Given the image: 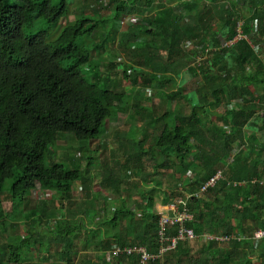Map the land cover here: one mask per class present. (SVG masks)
<instances>
[{
	"label": "trees",
	"instance_id": "trees-1",
	"mask_svg": "<svg viewBox=\"0 0 264 264\" xmlns=\"http://www.w3.org/2000/svg\"><path fill=\"white\" fill-rule=\"evenodd\" d=\"M72 1L0 0V224L9 228L4 194L20 204L39 186L59 199L51 207L43 201L28 218L24 215L26 234L16 233L9 236L11 244H1L0 264H264V235L255 237L264 233V141L245 133L247 124L264 119V0H208L209 5L112 0L115 30L122 17L143 15L142 25L130 24L121 34L134 56V65L120 63L121 68L114 61L95 65L94 54L101 56L115 40L100 36L108 22L97 15L96 6L73 13L74 21L50 38V27L71 15ZM155 4L156 12L146 15ZM239 31L243 38L225 47V37L233 41ZM190 42H198V50L186 49ZM183 58L190 63L186 71ZM194 75L202 77L200 85L180 95ZM163 79L169 80L170 91H162L161 100L187 98L189 106L178 99L157 112L136 101L134 114L144 113L158 132L147 147L148 139L137 142L130 155L140 163L145 158L154 172L185 169L179 173L186 179L172 183L166 194L185 195L176 212L186 207L192 218L165 228V238L176 243L160 254L168 245L161 240L157 196L143 193L133 207L122 198L121 203L104 198L111 214L93 229L87 220L95 223L99 196L92 199L74 153L64 150L65 158L58 161L51 153L61 134L87 145L105 133L117 110L131 108L133 97L122 81L158 87ZM210 105L226 106L218 117L226 128L215 123L218 112ZM218 173L221 178L202 191ZM104 181L122 193L119 180ZM77 183L85 187L80 201L73 197ZM170 202L162 200L163 205ZM183 228L194 238L178 239ZM126 247L143 248L154 258L143 262L138 252L114 253Z\"/></svg>",
	"mask_w": 264,
	"mask_h": 264
},
{
	"label": "rangeland",
	"instance_id": "rangeland-1",
	"mask_svg": "<svg viewBox=\"0 0 264 264\" xmlns=\"http://www.w3.org/2000/svg\"><path fill=\"white\" fill-rule=\"evenodd\" d=\"M131 1L132 0H128V2ZM162 1L165 5H167L165 0ZM223 1H226L227 4L230 3L229 0H222L221 2ZM67 2L69 3V0H67ZM199 2L202 5H209L208 0H199ZM78 5H81L82 7ZM94 6H96L98 10L97 15L100 16V18H103L105 21L107 20L108 22L107 27L102 26L104 30L100 31V36L101 34H103L108 38L115 39L114 41L111 40L110 42H108L106 49L100 52L101 56L94 54L93 58L95 65L102 66V60H105V64L110 61H114L118 64V68H121L120 63L124 65H134V56L130 52V47L123 43L121 38V34L128 31L127 29L129 25L121 24L120 30H115V28L113 27L114 22H111V17L113 16V13H115V8L112 0H73L70 3V10L72 12L71 15L62 18L57 25L50 27L51 29L48 30L50 38L51 36L53 37L55 33L57 36L61 27L74 21L75 15H73V13L76 12V15H78V13L81 12H87L88 10L91 11L92 9H94ZM157 8V4L149 6L147 8L146 15H151V13L156 12ZM185 15L188 17L189 13L186 12ZM142 17L143 15L141 12H136L133 13V15L122 17L121 22H125L126 24L130 23L134 26H140L143 24ZM105 25H107V23ZM106 30L110 31L106 32ZM29 32L30 31H27V33ZM95 33L98 32L96 31ZM225 38L226 40H228V42L230 41L228 37ZM85 42L86 44H89L90 39H86ZM93 42H97L98 44L103 45L101 39H99L98 37H94ZM231 42L235 43L234 40ZM77 43L80 44L81 42L77 41ZM197 45L198 42H195V45L190 42L188 43V45H186V49H193L196 47V50H198L199 46ZM225 47L228 46L225 45ZM199 59L202 60V57H200ZM198 62L199 60L193 61L192 64H198ZM182 63V70H188L190 63L185 58H183ZM144 68L150 69L149 67ZM117 73L123 72L117 71ZM201 80H203L201 76H191V78L186 83L185 90H183L180 95L190 94L191 91L195 90L200 85ZM122 85L125 86L126 91L133 97V100L129 101V106H131V108L126 111L117 110L114 113L113 119L107 121L105 133L104 131H102L101 135L103 133L104 134L99 139L92 142L87 141V145H80L79 142L75 141L74 139L66 137V134H61V140H59L57 144L58 148L55 152L51 153L55 155L54 160L56 161L61 160L62 157H64V150H68L69 152L74 153L73 155L76 159L75 163L78 165L77 168L81 170V175L82 178H84V183L91 186L92 199L95 196H99V199L97 201L98 212L96 214V221L95 223H91L92 220L90 218L87 220L88 225L90 223L93 229L98 227L95 226V224H101L107 218V215L111 214L110 207L108 208V210H105V205L103 204L104 198L107 199L106 197L113 199L115 203H121L122 198L123 200H126V202H128L131 207H133L135 201H140L139 198L143 196V193L147 192L154 197L157 196L155 206L158 211L162 213L161 219L166 218L169 220L175 218V214H177L176 207L181 202V197H185V195L178 196L175 194H166V192L169 191L168 186L171 187L172 183H177L178 181L186 179L185 177L182 178V176L185 175L179 173L180 171L185 169H182L179 172H174L173 168L159 167L154 172L151 170L150 164L145 158L140 163L139 160H135L134 158L130 157V155L134 153V146L137 142H143L148 139L145 143V146L147 147L151 144L153 136H155L158 132V129H155L156 123L148 120L149 118L145 116L144 113L139 112L134 114V112L139 109L138 107H136L135 102L138 101L142 107L157 112L161 109L171 107L174 103L177 102L179 98L175 97V99L173 98L170 100H161L163 96L161 95V92L170 91L169 80L163 79L158 87H153L154 85L152 84H150L149 86H142L140 84V81L138 82V80L136 86L131 85V80L122 81ZM179 100L186 106H189L187 98H181ZM210 108L218 112V116L216 117V119H214L215 123L218 126H224L226 128V125H224L222 119H219L227 110L226 106L210 105ZM263 126L264 119L262 118L255 126L251 123L247 124L246 131L248 134L254 133L258 137H264ZM132 132L134 134H132ZM243 149L249 150V147L247 146ZM47 159L50 165V154H48ZM142 162L144 164H142ZM189 163L190 161L187 160L185 165H189ZM66 165L67 164H65V166ZM187 176L191 177L192 173H189ZM107 178H109L110 180H119L122 193L119 194L114 190L111 181L110 183L105 182L104 180ZM81 186L82 189H84V192L82 193ZM84 193V185H82L81 183L75 184L73 196L74 199L76 201H80L82 199L81 194ZM8 194L9 193H7V195L4 194L3 209L4 212L8 214L7 223L9 228L5 230V227L0 224V247H2V243H12L9 236H13L16 233L22 235L26 234L27 227L25 226V223L26 221H28V219H26L24 215H26V217L28 218L29 211L31 209H34L36 206H40L43 201L46 202L49 207L53 206V204L57 205L59 203V199L55 196L56 193L54 191L44 189L39 186L32 191L29 197H27L23 202L21 201L20 204H12V200ZM163 198H168L169 200H171L169 205H163ZM18 200L19 199H17L16 201L18 202ZM12 221H16L17 224H13ZM13 225H15V227ZM44 233H46L45 230ZM108 256V253L104 254V257ZM76 259H78V256L76 257ZM36 260L37 258H35V261ZM4 261L5 260H3V262Z\"/></svg>",
	"mask_w": 264,
	"mask_h": 264
},
{
	"label": "built area",
	"instance_id": "built-area-1",
	"mask_svg": "<svg viewBox=\"0 0 264 264\" xmlns=\"http://www.w3.org/2000/svg\"><path fill=\"white\" fill-rule=\"evenodd\" d=\"M130 25V23H123L122 22V25ZM129 27V26H128ZM243 37H242V34H241V31H239L238 32V35H237V38H235L234 39V41H235V43L238 41V40H240V39H242ZM263 40H264V37H263ZM232 44H234V43H232L231 41H229L227 44H226V46H230V45H232ZM221 178V174L220 173H218L214 178H212L211 180H210V182H208L207 184H206V186H204L203 188H202V191H205L209 186H213L216 182H217V180H219ZM177 214H175V218L174 219H171V220H169V219H166V218H162L161 219V221H160V227H161V231H160V235H161V240L163 241V242H167V247H165V246H163L162 248H161V250H160V254H162V253H164L166 250H168V249H174V247H175V243H176V239L175 238H172V239H166L165 238V232H164V230H165V228L166 227H168V226H170V225H172V224H174V223H183V222H185L186 220H188V219H191L192 218V215H190L189 213H188V211H187V208L186 207H183V209H182V212L181 213H178V212H176ZM263 235H264V233H262V232H258V233H256V235H255V237L256 238H262L263 237ZM183 238H189V239H192V238H194L193 237V231L192 230H188V229H185V228H183V229H181L180 230V233H179V236H178V239H183ZM221 240H225V238H220ZM122 252H126L127 253V255L129 256V255H132L134 252H138L139 254H140V257H141V259H142V261L143 262H147V261H149L151 258H154L151 254H149L145 249H143V248H130V247H126L125 249H118V250H114V253L115 254H118V253H122Z\"/></svg>",
	"mask_w": 264,
	"mask_h": 264
},
{
	"label": "crops",
	"instance_id": "crops-1",
	"mask_svg": "<svg viewBox=\"0 0 264 264\" xmlns=\"http://www.w3.org/2000/svg\"><path fill=\"white\" fill-rule=\"evenodd\" d=\"M257 47V46H256ZM262 45L259 47V49H262ZM257 49H258V47H257ZM262 54L260 55V57H262L263 58V54H264V49L263 50H261L260 51ZM246 128H247V126H246ZM247 131H245V133H246ZM248 134V133H247ZM259 140L261 141V142H263L264 141V139H263V137H259Z\"/></svg>",
	"mask_w": 264,
	"mask_h": 264
}]
</instances>
